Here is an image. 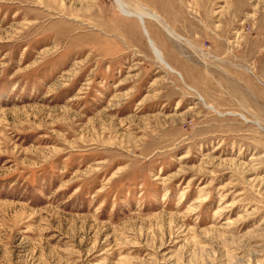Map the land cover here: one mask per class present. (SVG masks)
<instances>
[{
  "label": "rangeland",
  "instance_id": "374dc122",
  "mask_svg": "<svg viewBox=\"0 0 264 264\" xmlns=\"http://www.w3.org/2000/svg\"><path fill=\"white\" fill-rule=\"evenodd\" d=\"M121 1L0 0V264H264V0Z\"/></svg>",
  "mask_w": 264,
  "mask_h": 264
},
{
  "label": "bare ground",
  "instance_id": "6f19581e",
  "mask_svg": "<svg viewBox=\"0 0 264 264\" xmlns=\"http://www.w3.org/2000/svg\"><path fill=\"white\" fill-rule=\"evenodd\" d=\"M114 1V3H115V5H116V7L118 8V10L122 13V14H124V15H126L127 14V6L121 1V0H113ZM132 16L133 17H140V19L139 20H145V17L146 18H150V19H158L159 18V16H158V14L157 13H154V12H152V13H150V12H147V11H141V12H139V11H134L133 13H132ZM155 17H158V18H155ZM140 21V22H141ZM143 22V21H142ZM148 43H149V46H150V48H151V51L155 54V56L161 61V62H163V57H162V53H161V51L157 48V46L154 44V42L150 39V37H149V39H148ZM160 62V63H161ZM167 64V63H166ZM167 68V67H166ZM168 68H169V70H172V67H170V65L168 66ZM173 71V70H172ZM179 76H182V75H180L179 74Z\"/></svg>",
  "mask_w": 264,
  "mask_h": 264
},
{
  "label": "crops",
  "instance_id": "0c3cea01",
  "mask_svg": "<svg viewBox=\"0 0 264 264\" xmlns=\"http://www.w3.org/2000/svg\"><path fill=\"white\" fill-rule=\"evenodd\" d=\"M155 42H156V41H155ZM156 43H157V42H156ZM157 45H158V44H157ZM158 46H159V45H158ZM159 47H160V46H159ZM164 50H165V48H164ZM165 53H166V56H167V57H165V59H166L167 61H169V60L172 61V59L170 58V53H173V55H174V53H176V52H174V51H173V52L170 51V53H169L168 51L165 50ZM175 55L177 56L178 54H175ZM175 55H174V56H175ZM168 57H169V58H168ZM171 61H170V62H171ZM172 64H174V65L177 64L178 66H180L181 68H183V70H184V71H183V76H185V74L187 73V66L183 65L182 63H179V64H178L177 62H174V63H173V61H172ZM185 72H186V73H185ZM118 84H119V83H118Z\"/></svg>",
  "mask_w": 264,
  "mask_h": 264
}]
</instances>
